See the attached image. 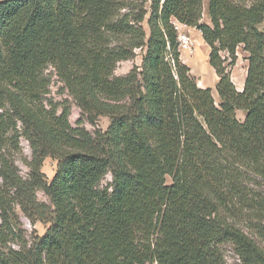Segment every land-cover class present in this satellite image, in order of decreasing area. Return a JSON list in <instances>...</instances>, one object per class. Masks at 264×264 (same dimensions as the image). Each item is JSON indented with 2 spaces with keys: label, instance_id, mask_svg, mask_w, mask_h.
I'll return each mask as SVG.
<instances>
[{
  "label": "trees",
  "instance_id": "obj_1",
  "mask_svg": "<svg viewBox=\"0 0 264 264\" xmlns=\"http://www.w3.org/2000/svg\"><path fill=\"white\" fill-rule=\"evenodd\" d=\"M146 3L0 1V264H224L226 243L243 264H264L229 221H264V196L249 186L264 180V0H152L148 31ZM173 19L210 48L219 104L182 62ZM240 46L242 92L222 57L235 65ZM139 50L141 65L116 77ZM50 66L82 117L93 127L107 117V131L46 108ZM21 139L28 179L16 165ZM47 158L58 162L52 181ZM18 210L47 233L26 239Z\"/></svg>",
  "mask_w": 264,
  "mask_h": 264
},
{
  "label": "rangeland",
  "instance_id": "obj_2",
  "mask_svg": "<svg viewBox=\"0 0 264 264\" xmlns=\"http://www.w3.org/2000/svg\"><path fill=\"white\" fill-rule=\"evenodd\" d=\"M131 3V1H128V4ZM145 7L149 14L147 15L143 25L148 31L147 21L150 17L151 4L146 3ZM207 7L208 0H205V8L207 9ZM203 23L210 24V19L206 12H204L203 15ZM262 29L264 30V26ZM183 34H186L192 40L191 46L194 54L184 53L183 49H181L182 62L190 68L191 75L196 79L200 88L212 89L215 100L217 104H219L220 99L216 92V86L219 81V77L216 75L214 70L212 71V68L209 65V55L211 52L210 48L204 42L201 33L196 29L186 28L183 31ZM237 54L238 60L235 65L231 64L229 55L227 53H222V57L226 59L225 65L227 66L228 71L231 73L232 80L237 89L242 90L244 88L247 76L249 55L244 51V46H240L238 48ZM141 63L142 52L139 50L137 51V57L135 60L123 62L118 65L117 70L115 71V76H125L133 69L135 65L140 66ZM41 79H44L47 83L46 94L43 96V101L48 110L54 109L59 115L63 109L69 108L70 122L73 127H85L91 133H94L96 130H102L104 132L107 131L108 127L110 126V120L107 117L99 118L96 123V127L91 126L86 121V119L82 117V113L77 107L76 102L69 95L68 91L65 90L63 83L59 80L52 66L48 67L41 74ZM237 116L240 121H244L245 114L243 112H238ZM21 148L22 153L16 157V165L21 176L25 179H28L30 171L22 162V159H30L32 152L29 143L24 139H21ZM57 169L58 162L52 158H47L43 164L42 172L46 175L48 181H52L56 175ZM251 177L254 179V181L249 183V186L264 196V180L253 175ZM111 183L112 176L108 174L102 181L101 187L105 188ZM37 196L39 202L49 204V199L43 192H38ZM17 213L21 223L22 234H24L26 239L30 241L35 237H43L50 228V224L42 223L40 221L32 223L19 210ZM243 218L244 217H237L233 219L230 218L229 221L245 234L250 236L264 250V221L261 222L252 220L251 217L246 219ZM8 245L13 248H18L13 242H9ZM222 254L224 264H243L236 254L233 245L230 243L222 245Z\"/></svg>",
  "mask_w": 264,
  "mask_h": 264
},
{
  "label": "built area",
  "instance_id": "obj_3",
  "mask_svg": "<svg viewBox=\"0 0 264 264\" xmlns=\"http://www.w3.org/2000/svg\"><path fill=\"white\" fill-rule=\"evenodd\" d=\"M147 1L150 4L152 3V0H147ZM158 1L160 2V5L162 7L165 0H158ZM172 23L175 27V30L178 33V43H179L180 51L181 49H183V51L186 49H189L192 54L193 53L192 46H191L192 40L186 34H183V31L188 27L184 24H181L179 21L175 19L172 20Z\"/></svg>",
  "mask_w": 264,
  "mask_h": 264
},
{
  "label": "bare ground",
  "instance_id": "obj_4",
  "mask_svg": "<svg viewBox=\"0 0 264 264\" xmlns=\"http://www.w3.org/2000/svg\"><path fill=\"white\" fill-rule=\"evenodd\" d=\"M184 53L191 54L189 49L184 50ZM192 54H194V52Z\"/></svg>",
  "mask_w": 264,
  "mask_h": 264
},
{
  "label": "crops",
  "instance_id": "obj_5",
  "mask_svg": "<svg viewBox=\"0 0 264 264\" xmlns=\"http://www.w3.org/2000/svg\"><path fill=\"white\" fill-rule=\"evenodd\" d=\"M212 71H213V68H212ZM235 86H236V85H235ZM236 88H237V87H236ZM243 89H244V88H243ZM243 89H242V90H243ZM237 90H238V91H242V90H239V89H237Z\"/></svg>",
  "mask_w": 264,
  "mask_h": 264
}]
</instances>
